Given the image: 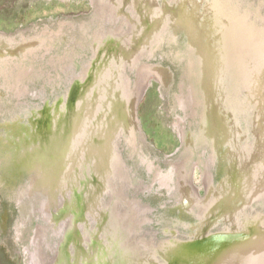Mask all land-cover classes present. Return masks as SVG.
Wrapping results in <instances>:
<instances>
[{"label":"bare ground","instance_id":"obj_1","mask_svg":"<svg viewBox=\"0 0 264 264\" xmlns=\"http://www.w3.org/2000/svg\"><path fill=\"white\" fill-rule=\"evenodd\" d=\"M112 1L120 13L124 6L133 9L134 17L121 14L129 28L120 35L111 31L97 38L89 66L72 77L67 94L43 113L41 136L33 141L44 147L36 144L19 157L35 178L37 209L32 215L38 212L54 235L63 232L54 255L47 257L42 240L49 231L36 230L41 235L35 232L33 238V264H264V211L257 209L264 206V2L244 8L247 0H177L176 8L164 5L160 11L151 9L150 0H124L122 5ZM101 3L97 0V5ZM201 3L203 13L198 11ZM169 29L189 33L191 41V62L184 69L189 82L183 79L177 100L187 119L195 120L202 109V132L206 128L207 138L195 144L210 145L211 154L221 151L224 159L227 152L221 149L232 130L237 141H247L248 148L236 149L226 182L215 189L210 184L205 200H197L188 182L179 180L185 207L197 208L203 225L210 228L226 215L231 227L216 234L203 227L187 240L172 236L154 242L153 235L142 236L148 221L143 205L136 196L127 197L130 175L119 154L118 139L126 133L129 145L138 142L135 110L149 77L157 78L161 72L140 59L151 55L156 40ZM73 55L67 50L52 64L67 72ZM24 57L0 60L4 87L17 90L10 97L20 99L28 91L32 73L23 68ZM127 67L135 72V81L127 75ZM35 161L43 163L37 170L30 166ZM148 168L153 171L152 166ZM183 169H179L181 178H185ZM172 174L155 172V179L169 189ZM76 180L79 189L74 188ZM104 191L110 192L112 200L99 210ZM17 204L20 208V199ZM124 205L129 214L118 209H125ZM91 219L96 223L93 229H89ZM78 223L84 225L82 231Z\"/></svg>","mask_w":264,"mask_h":264},{"label":"rangeland","instance_id":"obj_2","mask_svg":"<svg viewBox=\"0 0 264 264\" xmlns=\"http://www.w3.org/2000/svg\"><path fill=\"white\" fill-rule=\"evenodd\" d=\"M101 2L97 5V0H0V60L6 63L4 58L8 56L23 59L25 54L27 65L23 68L30 69L32 73V79L27 84L28 91L20 99L9 96H16L17 90L7 91L4 78H0V264H33L32 253L36 248L33 238L39 227L49 231L45 240H42L47 257L54 255L62 238V231L54 235L48 230L47 222L38 212L32 215V210L35 212L37 209L34 200L38 195L33 184L35 178L20 164L19 157L28 148L36 147V144L44 147L43 143L33 141L41 136L39 126L45 118L43 113L46 108L56 106L57 98L67 94L72 77L82 74L84 66H89L94 57V44L99 42L97 38L103 39L111 31L120 35L129 28L123 16L134 17L133 9L124 6L123 13H120L112 6V0ZM262 2L264 0H247L244 8ZM117 3L122 5L124 0H118ZM150 3L154 6L152 8L151 5L152 10L159 7L157 10L160 11L164 5L171 8L177 6V0H150ZM203 9L201 3L199 13H203ZM202 33L207 35L204 27ZM188 34L169 29L156 40L151 55L141 57L142 63L158 66L161 72L157 78L149 77L136 107L135 116L140 134L136 146L128 144L126 133H121L118 139V151L130 175L127 197L133 199L136 196L140 200L148 220L142 228V236L150 239L153 235L154 242L171 239L172 236L187 240L203 227L208 228L209 234L220 233L226 227H231L226 215L210 228L209 225H203L196 216L199 210L185 207L181 191L183 183L181 186L179 180L186 184L188 182L197 200H205L210 184L215 189L226 182L227 166L232 165L236 149L248 148L247 141H237L238 136L232 130V134H228L229 141L223 143L221 149L227 152L224 159L221 151L219 154H211L210 145L195 144L201 137L207 138L206 128L202 136V109L195 120L192 117L187 119L177 100L182 92V81L187 79L184 69L192 57ZM67 50H71L74 55L70 62L71 68L64 72L52 62L64 57ZM3 51L10 55H4ZM126 73L131 81H135V72L128 68ZM215 99L220 100V95H216ZM219 126L225 131L224 124ZM252 139L251 130L250 143ZM24 140L28 143L24 144ZM40 163L35 161L30 166L37 170ZM149 166L153 167V171ZM183 166L182 174L185 178H181L179 173ZM155 172L163 176L173 173L169 189L162 187L155 179ZM74 188H80L77 180ZM49 189L51 191V187ZM111 197L110 192L104 191L99 210L110 203ZM19 199L22 203L20 208L17 204ZM60 207L66 209L67 203L62 202ZM124 207L119 206L118 209L129 214L127 206ZM257 209L264 211V206H258ZM89 222V229L96 227L93 219ZM83 227L78 223L79 230L82 231ZM40 235L39 232V238Z\"/></svg>","mask_w":264,"mask_h":264},{"label":"flooded vegetation","instance_id":"obj_3","mask_svg":"<svg viewBox=\"0 0 264 264\" xmlns=\"http://www.w3.org/2000/svg\"><path fill=\"white\" fill-rule=\"evenodd\" d=\"M204 134V132H202V135Z\"/></svg>","mask_w":264,"mask_h":264}]
</instances>
